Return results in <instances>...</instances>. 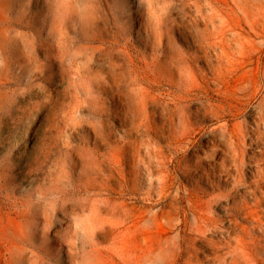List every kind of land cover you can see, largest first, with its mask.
Returning <instances> with one entry per match:
<instances>
[{"label": "rangeland", "instance_id": "obj_1", "mask_svg": "<svg viewBox=\"0 0 264 264\" xmlns=\"http://www.w3.org/2000/svg\"><path fill=\"white\" fill-rule=\"evenodd\" d=\"M0 264H264V0H0Z\"/></svg>", "mask_w": 264, "mask_h": 264}]
</instances>
